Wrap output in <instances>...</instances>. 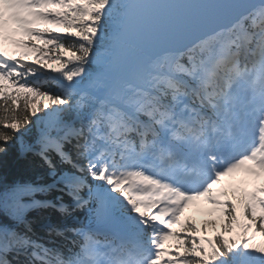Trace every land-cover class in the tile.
<instances>
[{
    "label": "snow or ice",
    "instance_id": "1",
    "mask_svg": "<svg viewBox=\"0 0 264 264\" xmlns=\"http://www.w3.org/2000/svg\"><path fill=\"white\" fill-rule=\"evenodd\" d=\"M13 146L44 175L0 177V264H264V0H0ZM48 209L85 220L45 242Z\"/></svg>",
    "mask_w": 264,
    "mask_h": 264
},
{
    "label": "trees",
    "instance_id": "2",
    "mask_svg": "<svg viewBox=\"0 0 264 264\" xmlns=\"http://www.w3.org/2000/svg\"><path fill=\"white\" fill-rule=\"evenodd\" d=\"M7 48L16 55H19L21 52H31L30 48H25L23 45H16L14 43L7 44ZM44 175L43 167L38 157H34L31 153L21 155L18 149L13 146L7 155L0 156V177L4 178L8 182H13L16 180H29L36 179L38 176ZM196 205V204H195ZM199 206V205H197ZM196 206V207H197ZM195 208V207H194ZM30 218L33 219V231L37 237L43 238L46 242L51 239L56 241L57 244H64L65 240L62 236L51 235L49 236L46 232L45 225L48 223H55L60 226H77L78 222L85 220V212L81 210H76L71 213V215L65 217L61 216L55 210H42L39 212H33L30 214ZM188 219L193 220L197 228H200L204 224L206 231L205 233H213L214 229L212 225L205 224L206 221L215 220L216 228L219 229L220 224L223 222L221 214L219 211L209 210L202 215L201 221L193 216H187ZM185 218L182 219V221ZM177 225V229H179ZM234 232L238 231L236 227H233ZM66 235L70 236L71 234ZM71 246V245H68Z\"/></svg>",
    "mask_w": 264,
    "mask_h": 264
},
{
    "label": "rangeland",
    "instance_id": "3",
    "mask_svg": "<svg viewBox=\"0 0 264 264\" xmlns=\"http://www.w3.org/2000/svg\"><path fill=\"white\" fill-rule=\"evenodd\" d=\"M242 176L244 177L243 173H241ZM245 178V177H244ZM250 178V177H249ZM251 179V178H250ZM196 218L198 220V222L202 219L201 215L199 213L196 214ZM233 227H236L235 224H233Z\"/></svg>",
    "mask_w": 264,
    "mask_h": 264
}]
</instances>
